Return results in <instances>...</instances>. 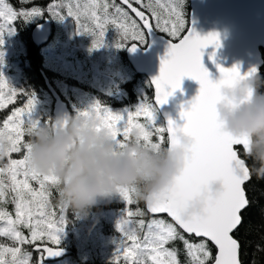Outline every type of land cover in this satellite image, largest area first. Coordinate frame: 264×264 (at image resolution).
<instances>
[{"label":"snow or ice","instance_id":"6c2138e0","mask_svg":"<svg viewBox=\"0 0 264 264\" xmlns=\"http://www.w3.org/2000/svg\"><path fill=\"white\" fill-rule=\"evenodd\" d=\"M19 4L17 8L0 0V44L4 43L5 32L14 31L17 22L45 14L58 20L72 17L78 32L94 36V48L105 44L106 34L112 29L120 37L116 47L132 51L159 32L168 37L169 46L161 58L159 75L152 81L156 103H167L181 88L185 76L199 81L198 95L181 112L186 121L183 125L171 118L166 127L158 125L153 99L147 95L133 110L113 111L100 101L91 109L78 110L81 116L95 113L102 126L113 131L121 149L127 147L134 130L140 133L139 141L155 150L177 146L178 132L192 140L181 174L170 188L146 202L151 219L143 218L145 210L130 207L140 200L134 187L119 190L127 207L117 223L120 236L115 241L113 264H245L246 252L239 233L252 203L245 187L253 178L244 158H250L246 153L249 141L222 130L215 106L222 99L223 87L251 76L257 69L242 73L239 66L218 65L221 77L212 79L203 62V51L209 45L219 48V34L201 36L191 28L183 0H53L46 9L27 7L32 0H19ZM18 98L23 99V106L14 107L0 122V148L5 140L9 145L7 154L0 155V238L4 241L0 242V264H47L64 251L60 245L68 206L59 203L58 214L52 197L54 193L61 195L59 178L40 174L29 164L31 145L25 137L40 125L39 120L30 118L37 103L35 95L13 88L0 74V110ZM164 133L168 134L166 142ZM238 146H242V153ZM22 150V158H13V153ZM213 180L222 183L221 191L205 194ZM197 197L203 198V210L187 215L186 209ZM9 203L14 206L12 211L7 208ZM157 214H166L170 219ZM192 236L197 239H190ZM25 245L32 246V250ZM33 252L38 253L35 261Z\"/></svg>","mask_w":264,"mask_h":264},{"label":"trees","instance_id":"16d2710c","mask_svg":"<svg viewBox=\"0 0 264 264\" xmlns=\"http://www.w3.org/2000/svg\"><path fill=\"white\" fill-rule=\"evenodd\" d=\"M5 2L17 8L20 7L19 0H5ZM52 2L53 0H32V4L27 5V7L38 6L46 9ZM116 2L120 3V0H116ZM182 8L189 21L190 1L183 0ZM63 11L66 13L67 9L65 8ZM66 18L69 20V33L65 31L63 20L45 14L34 17L27 22H17L14 30L16 39L9 41L5 32L4 43L0 44V53H2L0 56V74L7 79L13 88L24 89L36 97L37 103L30 114L31 119L39 120L40 124L47 123L49 120L54 121L55 100L52 96V89L59 92L63 100L69 105L73 115L78 112L75 113L72 109L71 102L80 109L84 108L81 103H85L86 109H91L97 101H100L106 107L114 110L121 104L137 106L145 95L148 96L149 100L153 99V90L149 80L145 75L136 73L127 60V47H116V41L120 37L114 29L106 34V42L102 47L94 48L92 46L94 36L78 32L74 19L72 17ZM46 20H49L53 27L52 36L46 45L40 47L33 42L32 31L36 25ZM56 31L59 36L56 35ZM68 38L71 39L72 44H80L84 49L78 50L65 44L64 41ZM127 42L131 43V41ZM146 45L147 43L140 44L141 47H146ZM262 57L263 65L259 74L264 76V49H262ZM115 58H117L116 61ZM97 63L100 69L110 66L116 77V86L108 87L105 85V81L103 84L96 82V76H101L96 71ZM95 73L96 76H94ZM68 85L77 86V99L69 92L67 97L66 87ZM259 90L264 92V86H261ZM119 97H121V101L116 100ZM20 106H23L22 98H18L14 104L0 110V122L10 114L14 107ZM156 111L162 119L157 108ZM164 135L166 142L167 133ZM25 139L27 140L28 137L26 136ZM239 150L241 153L243 152L240 147ZM22 155L23 150L21 153H13V158H22ZM244 158L247 159L250 166L253 165L254 162L251 158ZM33 186L38 187L35 182H33ZM245 187L252 203L246 211L245 222L239 233V238L246 252L243 259L245 264H253L254 261L255 264H264V250H262L264 249V180H258L253 175L252 180L247 182ZM58 201L59 196L54 193L52 204L59 214ZM126 204L127 202L121 193L116 192L107 197L99 198L87 216L80 215L71 208L67 209L65 213L67 224L61 234L60 246L70 250V254L65 257H69L71 264H113L115 241L120 236L118 228L115 230L116 218L123 214ZM130 207L133 210L137 207L145 210L143 218L146 221L152 218L146 210L145 201L139 200L138 204L134 203ZM7 208L12 211L14 206L9 203ZM110 211H116V216ZM158 217L169 219L167 216ZM24 231L27 235L28 230L24 229ZM189 238L197 239L194 236ZM0 242H4L3 238H0ZM48 246L55 247L50 243ZM24 247L28 248L29 251L32 250L30 245ZM213 252H215L214 247ZM32 258L34 261L37 259L35 255ZM181 259H184L183 255H181ZM47 264H60V261H47Z\"/></svg>","mask_w":264,"mask_h":264},{"label":"clouds","instance_id":"9594fccd","mask_svg":"<svg viewBox=\"0 0 264 264\" xmlns=\"http://www.w3.org/2000/svg\"><path fill=\"white\" fill-rule=\"evenodd\" d=\"M261 86H264V76L257 69L251 76L223 87L222 99L215 106L222 130L248 139L246 153L254 162L250 172L258 180H264V92L259 90ZM139 135V131L134 130L127 147L121 149L113 131L103 127L95 113L88 116L62 114L51 124L30 129L29 164L40 174L58 177L61 193L58 202L83 216L90 213L99 198L125 187H134L138 198L148 202L170 188L181 174L192 140L178 132L177 146L155 150L139 141ZM8 146L5 140L0 155L7 154ZM221 189L222 183L213 180L205 194H216ZM203 207V198L197 197L186 214L200 213Z\"/></svg>","mask_w":264,"mask_h":264},{"label":"water","instance_id":"95a60500","mask_svg":"<svg viewBox=\"0 0 264 264\" xmlns=\"http://www.w3.org/2000/svg\"><path fill=\"white\" fill-rule=\"evenodd\" d=\"M189 1V26L201 36L213 32L219 34V48L209 45L203 51V62L208 68L211 78L218 80L221 77L218 65L225 68L239 66L242 73H247L253 68L258 69L259 72L263 65L264 0ZM51 36L52 25L49 20L33 28L32 40L40 47L46 45ZM168 46V38L159 32H154L149 36L146 47L139 45L135 51L129 47L126 48L127 60L134 71L145 75L149 80L153 90V102L165 127L169 118L175 120L179 125L186 122L181 116V112L190 106L189 102L198 95L200 88L199 81L185 76L181 88L175 90L174 94L168 98L167 103L163 105L156 103L154 99L155 87L152 81L159 75L161 58L167 54ZM62 114H72V111L67 102L58 93H55L54 120ZM239 147L242 148V146ZM150 215L152 216V214ZM157 216L167 215L157 214ZM63 249L60 257L49 261H57L70 254V250Z\"/></svg>","mask_w":264,"mask_h":264},{"label":"rangeland","instance_id":"374dc122","mask_svg":"<svg viewBox=\"0 0 264 264\" xmlns=\"http://www.w3.org/2000/svg\"><path fill=\"white\" fill-rule=\"evenodd\" d=\"M67 2V1H66ZM63 23H64V28H65V31L67 32V33H69L70 32V28H69V20L67 19V18H65V19H63ZM7 33V39L9 40V41H13V40H15L16 39V33L14 34V31H12V32H6ZM6 33L4 34V37H5V35H6ZM57 34H59L57 31H56V35ZM57 36H59V35H57ZM117 60V58H115V61ZM78 67V66H77ZM110 70V71H109ZM96 71H98L100 74H101V76L100 75H97L96 76V73L94 74V76H96V82L97 83H99V84H103V81H105L104 83H105V85L106 86H108V87H111L112 85H117L116 84V77H115V75L112 73V71H111V68H110V66H108V67H105L104 69L102 68V69H100L99 68V64L97 63V65H96ZM67 92H66V94H67V97L69 96V93L73 96V97H75L77 94H78V90H77V86H75V85H68L67 87ZM69 92V93H68ZM122 97V96H121ZM121 97H119V98H116V100H118V101H121L122 99H121ZM72 99V98H71ZM76 99H77V96H76ZM153 101V100H152ZM153 104H154V102H153ZM71 105H72V109L75 111V113H77L78 112V110H86V104L85 103H81V105L84 107L83 109H80V108H78L77 107V105L76 104H74V103H72L71 102ZM155 105V104H154ZM136 106H132L131 104H129V105H122L121 104V106H118V107H115L114 108V110L113 111H119V112H123L124 110H133L134 108H135ZM156 107V106H155ZM158 110V109H157ZM159 112V111H158ZM141 122H144L143 121V119H141ZM156 123L158 124V125H162V126H164V123H163V119H161L160 118V116L158 115V113H157V111H156ZM158 138L155 136V135H153V141H156ZM126 207H127V204H126ZM110 212H113L112 214H115V212L116 211H110ZM122 215V214H121ZM121 215H119L117 218H116V222L118 223V221H119V219H120V217H121ZM115 216H116V214H115ZM115 230H117V224H115ZM116 232V231H115ZM57 261H60V264H71V260H69V257H64V258H62V259H60V260H57ZM51 262H53V261H51ZM54 262H56V261H54Z\"/></svg>","mask_w":264,"mask_h":264},{"label":"flooded vegetation","instance_id":"af4514ba","mask_svg":"<svg viewBox=\"0 0 264 264\" xmlns=\"http://www.w3.org/2000/svg\"><path fill=\"white\" fill-rule=\"evenodd\" d=\"M52 29H53V27H52ZM64 43L67 44V45H70L73 48L78 49V50H83L84 49V47L82 45H80V44H72V41H71L70 38H68L66 41H64ZM51 92H52V96H53V98L55 100V93H58L59 94V92H57L54 89H52ZM33 255H35L38 258V253L37 252H33Z\"/></svg>","mask_w":264,"mask_h":264}]
</instances>
